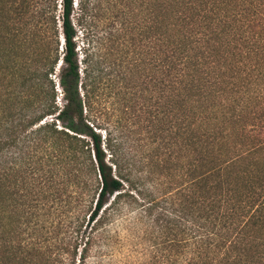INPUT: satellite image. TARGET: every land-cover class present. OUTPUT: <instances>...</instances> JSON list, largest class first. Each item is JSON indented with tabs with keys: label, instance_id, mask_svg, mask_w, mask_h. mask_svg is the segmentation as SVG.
<instances>
[{
	"label": "trees",
	"instance_id": "trees-1",
	"mask_svg": "<svg viewBox=\"0 0 264 264\" xmlns=\"http://www.w3.org/2000/svg\"><path fill=\"white\" fill-rule=\"evenodd\" d=\"M124 206L152 264H264V0H0V264H86Z\"/></svg>",
	"mask_w": 264,
	"mask_h": 264
},
{
	"label": "rangeland",
	"instance_id": "rangeland-1",
	"mask_svg": "<svg viewBox=\"0 0 264 264\" xmlns=\"http://www.w3.org/2000/svg\"><path fill=\"white\" fill-rule=\"evenodd\" d=\"M131 7L125 4L118 7L119 20L117 26L120 29L118 33L120 34V39L117 41L113 57L116 74L122 71L123 74L131 75L132 63L137 58L133 40L131 39L137 36V30L134 28L138 20L134 14L138 10L135 8L131 9ZM93 21V27L95 24L100 29L104 26L103 19L100 21L95 19ZM82 42L83 38L80 36L78 41L80 46H82ZM127 83L132 84V82H125L124 84L122 81L119 83V90H121L122 94L134 91L131 89V85H126ZM122 94L118 97L119 101L116 105H112L111 100H107L102 104L100 108L102 110L101 118L113 130H121L124 127L125 131H129L130 129L138 136V126L135 125L134 119L131 122L124 114L125 108ZM53 218H56V213H54L50 220H47V226L50 227ZM150 230L148 224L145 220H142L137 210L124 206L123 211L116 214L115 219L108 228L107 241L97 245L86 264H152L154 253L148 237Z\"/></svg>",
	"mask_w": 264,
	"mask_h": 264
}]
</instances>
